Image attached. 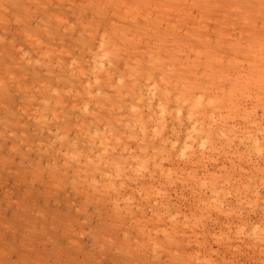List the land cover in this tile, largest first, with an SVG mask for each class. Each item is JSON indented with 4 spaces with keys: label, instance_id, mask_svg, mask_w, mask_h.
I'll return each mask as SVG.
<instances>
[{
    "label": "rangeland",
    "instance_id": "1",
    "mask_svg": "<svg viewBox=\"0 0 264 264\" xmlns=\"http://www.w3.org/2000/svg\"><path fill=\"white\" fill-rule=\"evenodd\" d=\"M0 264H264V0H0Z\"/></svg>",
    "mask_w": 264,
    "mask_h": 264
}]
</instances>
